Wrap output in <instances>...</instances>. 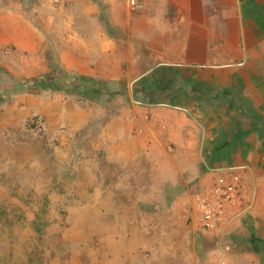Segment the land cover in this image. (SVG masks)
<instances>
[{"label":"crops","instance_id":"crops-1","mask_svg":"<svg viewBox=\"0 0 264 264\" xmlns=\"http://www.w3.org/2000/svg\"><path fill=\"white\" fill-rule=\"evenodd\" d=\"M138 1L140 9L130 0H0V65L29 78L23 81L48 75L53 66L122 81L131 101L135 81L168 79L164 86H173L180 79L175 92L115 113L88 104L81 125L89 127L102 112L98 148L118 162V174H159L170 188L183 187L170 214L183 219L191 197L197 227L199 193L223 180L240 182L241 206L221 230L207 233L217 243L205 246L203 263L196 241L188 242L182 229L151 239V216L135 206L160 200L123 194L120 203L128 212L132 206L138 231L147 237L144 247L176 252L178 264H264V0ZM13 101L18 109V94ZM187 175L198 184L193 195Z\"/></svg>","mask_w":264,"mask_h":264},{"label":"rangeland","instance_id":"rangeland-1","mask_svg":"<svg viewBox=\"0 0 264 264\" xmlns=\"http://www.w3.org/2000/svg\"><path fill=\"white\" fill-rule=\"evenodd\" d=\"M100 9L108 20L106 7ZM5 49L11 54L10 47ZM26 78H16L0 65V264H176V252H162L158 244L144 247L147 237L138 231L141 222L136 221L132 206L128 212L120 203L123 194L160 200L163 212H154L152 204L135 206L151 216V239L182 229L188 242L196 241L203 263L205 246L217 243V238L194 225L191 197L188 214L183 219L172 217V204L166 201V195L174 193L169 182L161 183L159 174H118V162H110L104 149L98 148L104 110L115 113L144 99L131 101L129 90L113 105L107 104L111 101L107 97L93 101L50 90L19 93L18 81ZM179 81L168 92H175ZM17 94L18 109H14ZM91 103L102 105L103 113L99 110L98 119L86 128L81 125L87 110L83 107ZM79 127L83 129L76 130ZM184 183L190 185L191 195L198 190L197 181H190L188 175ZM130 184L135 189L127 187Z\"/></svg>","mask_w":264,"mask_h":264},{"label":"trees","instance_id":"trees-1","mask_svg":"<svg viewBox=\"0 0 264 264\" xmlns=\"http://www.w3.org/2000/svg\"><path fill=\"white\" fill-rule=\"evenodd\" d=\"M95 1V0H94ZM21 91L19 93H33L36 90H50L53 92H65L72 95H78L86 99L98 101L101 97H107L109 100H113L119 95L127 94L126 83L122 81H100L92 77H86L82 75H74L64 72L58 66H53L52 71L45 76L33 78L31 80L18 81ZM173 91L172 86H164L162 82H158L154 79L145 78L135 85L133 90V97L135 98H149L158 99L165 92ZM202 101L203 98L200 97ZM226 145L225 140H220L218 146L222 147ZM174 193L170 196V193L166 195L168 200L167 204L170 205L176 196H178L184 190L183 187H175ZM154 212H163L162 203H154ZM263 245L264 243H259Z\"/></svg>","mask_w":264,"mask_h":264},{"label":"built area","instance_id":"built-area-1","mask_svg":"<svg viewBox=\"0 0 264 264\" xmlns=\"http://www.w3.org/2000/svg\"><path fill=\"white\" fill-rule=\"evenodd\" d=\"M130 6L142 8L138 0H130ZM242 200V186L237 180H223L205 188L197 196L194 206L198 227L207 232L221 230L230 213L239 209Z\"/></svg>","mask_w":264,"mask_h":264}]
</instances>
